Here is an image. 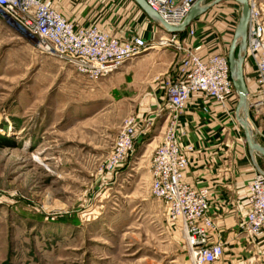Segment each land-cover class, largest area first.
<instances>
[{
	"label": "rangeland",
	"instance_id": "obj_1",
	"mask_svg": "<svg viewBox=\"0 0 264 264\" xmlns=\"http://www.w3.org/2000/svg\"><path fill=\"white\" fill-rule=\"evenodd\" d=\"M120 3L129 34L151 33L154 44L166 37L133 0H74V7L111 12ZM250 5L264 18V0ZM241 9L227 0L206 13L224 54ZM173 53L150 49L117 71L128 68L122 81L110 79L115 72L93 82L0 13V264H193L183 228L151 195L154 154L139 160L145 144L116 174L101 170L151 86L164 90L160 67Z\"/></svg>",
	"mask_w": 264,
	"mask_h": 264
},
{
	"label": "built area",
	"instance_id": "obj_2",
	"mask_svg": "<svg viewBox=\"0 0 264 264\" xmlns=\"http://www.w3.org/2000/svg\"><path fill=\"white\" fill-rule=\"evenodd\" d=\"M199 0H146L151 8L173 26L180 24ZM56 0H0L1 15L24 35L37 42L46 54L60 59L90 81H99L117 72L150 49L173 48L177 58L172 77L165 78L168 126L156 148L151 167V195L167 205L168 217L180 225L186 235L193 264H213L224 254L222 242L210 243L216 221L210 215V191L194 188L185 180L192 147L180 142L179 116L195 95L203 94L223 108L238 99L230 74L228 55H200L202 45L190 47L186 41L195 37L189 27L180 34H168L154 44L139 35H118L97 25L78 27L55 6ZM245 66L251 64L257 86L255 105L264 108V18L251 5ZM131 116L108 156L103 172L116 174L138 146L139 138L153 126ZM249 212L242 229L250 239L264 238V174L258 172L248 185Z\"/></svg>",
	"mask_w": 264,
	"mask_h": 264
},
{
	"label": "crops",
	"instance_id": "obj_3",
	"mask_svg": "<svg viewBox=\"0 0 264 264\" xmlns=\"http://www.w3.org/2000/svg\"><path fill=\"white\" fill-rule=\"evenodd\" d=\"M75 5L74 0L55 2L56 8L61 12L63 7V11L69 15L67 19L78 27L97 25L110 33L131 35L125 30L128 18L122 14L121 3L119 8L113 5L111 12L96 5L87 10L75 8ZM206 13L193 22L191 28L195 30V37L186 41L190 47L202 45L200 55L203 58L220 52L224 43L221 32L216 31L213 24L205 20ZM150 34L144 37L152 39ZM170 57L166 58L168 64L160 67L164 79L174 74L177 58L174 53ZM127 69L111 75L110 79L122 81ZM245 78L249 89V122L256 141L264 147V108L255 105L254 94L257 86L249 65L245 66ZM151 88L153 92L145 95L139 104L138 119L153 120V126L139 138L138 145L145 144L139 160L153 156L169 123V120H166L169 111L160 112L167 105L165 91H161L159 84L152 85ZM129 97L130 95L124 96ZM238 104L239 100L234 99L227 108H223L209 97L199 94L195 95L180 113L181 145L184 149L193 148L188 153L190 163L185 180L194 188H209L210 215L215 218L217 224L216 230L211 231L210 243L222 242L225 245L223 256L213 264H264V238L250 239L242 229L249 212L248 185L258 174L259 168L264 171V156L256 154L255 162L250 154L244 129L237 121ZM146 139L148 143H145ZM149 144L151 145L148 148Z\"/></svg>",
	"mask_w": 264,
	"mask_h": 264
},
{
	"label": "water",
	"instance_id": "obj_4",
	"mask_svg": "<svg viewBox=\"0 0 264 264\" xmlns=\"http://www.w3.org/2000/svg\"><path fill=\"white\" fill-rule=\"evenodd\" d=\"M142 11L158 26H160L168 34H181L192 26L193 22L204 15L210 8L220 2L227 0H199L187 13L184 20L177 26H173L165 21L162 16L149 6L146 0H133ZM238 2L242 9L240 18L236 27V31L228 52V61L230 66V74L233 85L238 96L239 104L237 108V121L242 126L246 136V142L249 147L250 154L256 162L255 155L264 156V147L255 139L254 130L249 122V89L245 78V60L247 53L248 27L251 18L250 0H233ZM259 168L258 164H256ZM259 172L264 171L259 168Z\"/></svg>",
	"mask_w": 264,
	"mask_h": 264
},
{
	"label": "trees",
	"instance_id": "obj_5",
	"mask_svg": "<svg viewBox=\"0 0 264 264\" xmlns=\"http://www.w3.org/2000/svg\"><path fill=\"white\" fill-rule=\"evenodd\" d=\"M180 35H181V36H184V35H185V32H184V33H181Z\"/></svg>",
	"mask_w": 264,
	"mask_h": 264
}]
</instances>
